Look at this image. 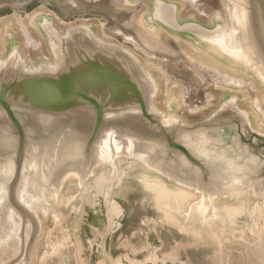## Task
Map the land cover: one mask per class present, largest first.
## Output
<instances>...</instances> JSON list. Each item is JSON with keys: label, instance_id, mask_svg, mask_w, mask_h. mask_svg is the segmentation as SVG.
Segmentation results:
<instances>
[{"label": "rangeland", "instance_id": "374dc122", "mask_svg": "<svg viewBox=\"0 0 264 264\" xmlns=\"http://www.w3.org/2000/svg\"><path fill=\"white\" fill-rule=\"evenodd\" d=\"M134 1L0 0V58L6 59L18 49L24 59L34 60L35 67L54 65L57 55L49 26L59 36L86 28L102 42L142 60L157 82L158 110L167 118L197 125L217 111L222 99L236 95L264 133V93L254 81L218 65L220 59L210 55L206 44L167 35L154 37L139 29L138 24L149 18H142L145 10L129 6ZM166 1L183 8V19L197 18L205 23L221 14L224 6L223 0ZM225 5L229 16L222 19L232 25L231 1L226 0ZM222 56L229 63V58ZM224 134L222 148L228 147L231 139L228 130ZM210 135L219 140L221 134L214 131ZM93 152L88 153L91 174L81 185L71 174L76 169L69 165L73 159L55 174L51 185L58 200L42 201L48 210L37 214V233L26 223L25 230L17 234L18 246L12 242L9 247L8 243L0 245V264H19L16 258L22 240L26 251L34 235L31 255L22 264H264L262 182L243 175L236 182L228 180L224 173L218 174L216 166L207 175L195 171L196 175L185 179L187 185H178L161 168L164 163L152 166L149 156L142 160L122 151L111 162H102ZM143 175L163 181L170 191L180 188L187 194H180L177 201L171 195L161 203L141 184ZM17 189L18 193L20 185ZM101 190L103 193L97 194ZM29 191L35 194L31 188ZM112 201L123 210L115 225ZM5 204L7 199L0 201V237L12 233ZM198 204L203 209L196 210ZM17 220L22 224L21 218Z\"/></svg>", "mask_w": 264, "mask_h": 264}, {"label": "water", "instance_id": "95a60500", "mask_svg": "<svg viewBox=\"0 0 264 264\" xmlns=\"http://www.w3.org/2000/svg\"><path fill=\"white\" fill-rule=\"evenodd\" d=\"M227 1L246 16L245 26L240 28L234 17L228 28L179 25L175 6L159 5L173 10L171 16L168 12L164 16L168 26L190 34L222 59L226 55L229 63L254 75L264 88V0ZM234 27L239 28L237 45L251 57L261 76L211 43L215 35ZM48 32L56 64L31 68L18 49L4 60L0 58V186L6 187L1 192L3 200L7 199L3 206L6 215L10 218L9 204L15 212L13 219L21 218L20 229L24 231L26 223L36 233L40 229L38 216L19 198L22 190L36 198L44 187V200L53 199L52 179L69 159H73L69 165L76 168L71 174L81 185L91 174V150L102 162H111L122 151L142 160L149 156L148 163L163 162L161 168L178 185H187L185 179L197 171L207 175L216 166L218 174L224 173L228 180L236 182L243 175L264 185V133L254 126L237 97L226 98L206 121L184 124L158 110L157 82L132 53L102 42L86 28L59 36L49 26ZM226 130L231 139L228 147L222 148ZM214 131L221 134L219 140L210 135ZM46 162L48 167L43 169ZM4 169H12L11 175L6 176ZM18 185L21 190L17 193ZM29 188L35 194L31 195ZM35 236L29 246L26 244V251L22 240V251L16 258L19 264L29 259Z\"/></svg>", "mask_w": 264, "mask_h": 264}, {"label": "bare ground", "instance_id": "6f19581e", "mask_svg": "<svg viewBox=\"0 0 264 264\" xmlns=\"http://www.w3.org/2000/svg\"><path fill=\"white\" fill-rule=\"evenodd\" d=\"M236 1V0H235ZM223 5H225V2L223 0ZM224 9V6H223ZM232 9V14L233 17L236 21V24L241 28L243 26H245V19L246 16H244V14L242 15V13L239 11L237 5H233L231 7ZM239 28L234 27V29H232V31L230 30H226V31H221V34L215 35L213 38L210 39L211 43L213 44V46L220 52L225 53L227 55H229L235 62L237 63H243L244 65H246L247 67L257 71L256 73L258 75L261 76V71L258 69L257 66H255V64H253L254 62L252 61L251 57L244 51V49H242L241 47H239L237 45L236 42V33H238ZM5 38V37H4ZM4 44H5V39H4ZM5 46V45H4ZM5 48V47H4ZM22 49V46H21ZM45 50V49H44ZM209 50V49H207ZM23 52V49H22ZM208 52H211V50H209ZM46 53V52H45ZM217 52L212 50V52L210 53V55H216L220 61H217V64L229 69L231 71H235V72H239L241 70L240 67H238L237 65H233L231 63H227L224 59L221 58V56L219 57L218 54H216ZM2 56V54H0V57ZM209 59V58H208ZM141 61V63L145 66V64L142 62L141 59H139ZM212 61V60H211ZM25 64H27L29 67L33 68L34 67V60L29 59L28 57H26V59L24 60ZM214 62V61H213ZM230 64V65H229ZM146 67V66H145ZM146 69L151 73V71L146 67ZM243 73V72H241ZM152 74V73H151ZM244 74V73H243ZM153 75V74H152ZM214 75V74H213ZM216 78V77H215ZM249 78V77H248ZM251 79V78H250ZM218 80V79H217ZM253 81V79H251ZM255 83V82H254ZM256 84V83H255ZM257 85V84H256ZM258 86V85H257ZM259 87V86H258ZM259 89H261V91L264 93V90L262 88L259 87ZM157 108L159 107L158 105V101H155ZM243 107V106H241ZM249 111V110H248ZM249 114L253 117V115L251 114V112L249 111ZM254 118V117H253ZM254 126L256 128L259 129V127H257L256 125V121L254 118ZM208 142V140H205V143ZM117 146V145H116ZM43 165V164H42ZM46 167H44L43 169L48 167V163H45ZM35 168H38V163L35 162L34 165ZM12 172V169H4V174L6 176H10ZM127 172V171H126ZM129 177V176H128ZM102 177H99L98 179H95V183H97V181L99 179H101ZM133 180V179H132ZM131 180V181H132ZM141 180L143 181L141 184H143L146 188L150 189L154 194H156V196L158 198H160L161 203H163L164 201H166L167 198H169V196L173 195L175 200L177 201L176 198L180 196V194H187L184 190L180 189V188H176V189H172V191H170L168 189V186L161 180L158 179H150L147 175H143V177L141 178ZM127 182V181H126ZM136 182V181H135ZM163 182V183H162ZM119 183V182H118ZM137 183V182H136ZM100 184V183H99ZM129 184V183H128ZM29 183L24 184L25 188H28ZM102 185V184H101ZM121 186V185H120ZM102 188V187H101ZM44 187L41 188V192H40V197H36V198H31L29 197V193L26 191V189L22 190V192L19 195V198L22 200V202L27 205L28 207H30V209L32 210V212H34L36 215L38 214L39 211H44L47 212L48 208L45 207V203H43L42 201H46L44 199H46L43 194ZM122 190V189H121ZM147 190V189H146ZM5 192L6 191V187L5 186H0V193L1 192ZM96 192V191H95ZM97 194H102L103 191H97ZM150 192V191H149ZM116 195V194H115ZM117 196V195H116ZM120 196V195H119ZM3 197V196H2ZM53 199L58 200L57 196H52ZM85 198V197H84ZM125 198V197H124ZM5 199V197L1 198L0 196V200ZM144 199V198H143ZM83 200V198H82ZM151 200V199H150ZM108 201V200H107ZM149 201V200H148ZM81 202V200H80ZM84 202V201H83ZM87 202V201H86ZM150 202V201H149ZM109 203V201H108ZM81 204V203H80ZM111 216L113 215V219H114V225L115 220H117L120 215H122L123 210L119 207L118 204H116L115 202H111ZM196 210H201L203 209V206L201 204H198L195 206ZM6 208L10 211L9 215H10V219H11V226H12V230L10 234H5L4 236L0 237V245H5V243H8L6 246L9 247L10 246V242H12V244H17L19 243V237H18V232L20 230V223L18 222L17 219H13L15 212L12 211V207L8 204L6 206ZM191 209V207H190ZM189 209V210H190ZM38 216V215H37ZM191 216H188V218ZM137 220V219H136ZM148 221V220H147ZM149 223V222H148ZM150 226V225H149ZM114 227V226H113ZM151 229V228H150ZM149 231V229H148ZM150 232V231H149ZM52 248V247H51ZM56 253V252H54ZM66 255V254H65ZM33 256V255H32ZM54 257V256H53ZM51 259V258H50Z\"/></svg>", "mask_w": 264, "mask_h": 264}, {"label": "crops", "instance_id": "0c3cea01", "mask_svg": "<svg viewBox=\"0 0 264 264\" xmlns=\"http://www.w3.org/2000/svg\"><path fill=\"white\" fill-rule=\"evenodd\" d=\"M142 0H136L134 2H131L129 4V6H131L132 8H139L138 4L141 3ZM159 3H162L164 5V3L166 4H170V5H174L172 3L167 2L166 0H148V8L145 12L147 13H143L142 18L145 17L144 20H146L147 18H149L148 21H144V23H140L138 24V28L139 29H145V32H147L148 34L150 33L152 36L154 37H160L161 35H166L163 30H169V37H173V39H176L178 41L183 40V37H186L187 39H196L193 38V36H191L190 34H186V33H181V32H177L176 30H174L173 28H171L170 26L167 25L165 20V15L168 12V16H171L173 13V10H167L166 8H163L162 6L159 5ZM175 6V5H174ZM142 8V6H140ZM181 7V6H180ZM179 6H175V12H174V16H175V21L179 24V25H184V24H197L199 26L204 27L205 29L208 30H213L216 27H227L228 28V24L223 21L221 14L217 13L213 18L212 21L210 20L211 24L207 25L206 23H204L203 21H199L196 19H185V20H181L178 18L177 13L179 12V10L183 8H180ZM134 10V9H133ZM139 10H141L139 8ZM203 16V15H202ZM205 16V15H204ZM206 17V16H205ZM202 18V17H201ZM168 20V19H167ZM168 22V21H167ZM227 26H226V24ZM147 30V31H146ZM190 37V38H189ZM196 43H199V41H197V39L195 40ZM239 72H243L247 77L253 79V81L264 90L263 86L261 85V83L255 78L254 75H252L251 73H249L248 71L241 69ZM235 97L238 98V96L234 95ZM228 97H233V96H228ZM227 97V98H228ZM239 99V98H238ZM225 100V99H224ZM222 99V101L219 102V105L224 101ZM240 102V100H239ZM218 105V106H219ZM239 106L241 107V104L239 103ZM243 108V107H241ZM244 109V108H243ZM248 111V110H247ZM249 112V111H248ZM258 129V128H257ZM260 130V129H258ZM261 131V130H260Z\"/></svg>", "mask_w": 264, "mask_h": 264}, {"label": "flooded vegetation", "instance_id": "af4514ba", "mask_svg": "<svg viewBox=\"0 0 264 264\" xmlns=\"http://www.w3.org/2000/svg\"><path fill=\"white\" fill-rule=\"evenodd\" d=\"M224 2L226 3V0H224ZM148 0H142L141 1V3H139L138 4V7L141 9V10H147V8H148ZM140 6H142V8L140 7ZM181 14H182V9L181 10H179V12L177 13V16H178V18L179 19H181L182 21L183 20H185V19H183V17H180L181 16ZM228 13H227V7H226V5H224V10L222 9V13H221V17L223 18V19H226V18H228ZM228 25H229V21H225ZM205 23V22H204ZM225 23V24H226ZM206 24L207 25H209V24H211V22H206ZM227 24H226V26H227ZM169 31V30H168ZM167 30H163V32L166 34V35H169V32H168ZM190 38V37H189ZM182 39H186L187 40V38L186 37H183ZM188 41V40H187ZM44 48V47H43Z\"/></svg>", "mask_w": 264, "mask_h": 264}]
</instances>
